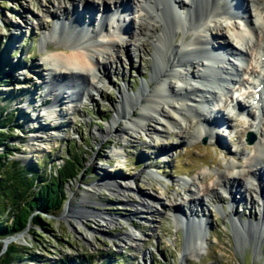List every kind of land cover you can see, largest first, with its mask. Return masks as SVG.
<instances>
[{
	"label": "rangeland",
	"instance_id": "rangeland-1",
	"mask_svg": "<svg viewBox=\"0 0 264 264\" xmlns=\"http://www.w3.org/2000/svg\"><path fill=\"white\" fill-rule=\"evenodd\" d=\"M60 1L70 5V11L62 13L54 8L53 5ZM257 1V6L264 5V0ZM79 3L73 7L70 0H0V115L6 120L13 119L8 127L14 129L9 139L10 158L22 165L40 166L42 171L49 172H55L75 151L83 159L78 167V177L66 184L67 199L62 209L47 216L48 229L36 226L45 231L43 237L38 238L29 224L22 231L24 236L9 244L16 242L23 247L26 251L24 261L28 264H53L63 259L71 264L82 259L85 264H264V235L260 245L252 237V231L242 226L233 230L229 220L232 217L231 204L235 205L238 217L255 221L260 218L264 187L260 188L259 192L263 193L258 198L245 197L246 193L237 187H233V194L218 187L209 197L199 195L201 203H189L185 201V190L177 181L207 171L206 176L196 179L197 186L201 187L202 183L215 181L219 171H228L226 163L229 160L241 163L244 148H247L246 152L251 149L246 141L248 131L241 133L245 124L232 119L223 127L225 131L217 128L214 138L203 135L195 139L188 131L182 137L179 130L163 140L152 138L145 132L132 136L106 133L117 116L121 93L126 89L132 94L140 91L144 77L148 78L152 73L153 59L143 49L152 48L153 34L140 36L136 41L140 50L131 46V53L128 50L121 52L122 60L114 64L106 61L109 79H96L97 90H92L90 96L76 102L77 106L69 104L67 99L64 105L54 107L61 108L58 115L50 117L49 107L54 105V98L46 96L44 91L50 68L44 59L54 51H66V47L77 45L76 39L80 35L76 34L78 31L60 25L55 36H47L54 28L56 15L61 20L70 21L76 15H81L83 20L93 17L95 22L100 17L98 8L85 11L83 2ZM88 3L92 5L91 0ZM99 7L102 9L101 5ZM159 21L156 26L162 27V24L164 28L165 19ZM223 25L227 35L231 36V26L227 22ZM178 35L182 36V33ZM225 115L229 116L227 112ZM124 124L125 121L119 118L114 129L121 130ZM34 133L42 136L38 144L31 140ZM204 138L207 143H203ZM6 150L0 146V153ZM120 155H125L123 165ZM150 171L155 176L148 177ZM106 176L107 179L135 182L130 202L108 189L90 194L93 202L83 201L90 185ZM140 196H156L168 204L178 199L180 204L177 207L187 214L197 207L199 211L193 216L208 219L209 233L203 231L205 239L197 241L194 230L187 225L184 227L186 236L180 218L173 215L179 213L177 210L173 212V207L169 206L160 213L143 211L132 204ZM68 202L71 209L79 213L83 207L90 206L96 212H106L119 220L106 228L101 227L99 218H81L78 224L72 217L77 213L65 210ZM221 205L226 209L223 215L220 214L222 207L218 209L220 213L215 208ZM64 210V216L60 217ZM126 216L131 220L127 221ZM129 232L143 238L128 241L125 235ZM185 236L186 243L195 250L188 248L184 252ZM185 246L187 248L188 244Z\"/></svg>",
	"mask_w": 264,
	"mask_h": 264
},
{
	"label": "bare ground",
	"instance_id": "bare-ground-1",
	"mask_svg": "<svg viewBox=\"0 0 264 264\" xmlns=\"http://www.w3.org/2000/svg\"><path fill=\"white\" fill-rule=\"evenodd\" d=\"M70 1L73 7L83 2L85 11L98 8L102 20L96 25L97 19L96 22L95 19L91 21L92 17L83 20L81 15H76L70 21L61 20L56 15L58 17L54 28L47 36H55L60 25L67 30L74 29L80 35L76 39L79 42L77 45L66 47V51H54L44 59L50 66L44 91L46 96L54 98V105L49 107L50 117L58 115L61 108L57 110L54 107L64 105L67 99L69 104L77 106L76 102L90 96L92 90H97L96 79H109L106 61L114 64L122 60L121 52L128 50L131 53V46L140 50L136 44L140 36L153 34L152 48L143 49L153 59L152 73L150 77H144L140 91L132 94L126 89L121 93L117 116L113 118L106 133L118 132L121 136H132L133 133L145 132L152 138L163 140L179 130L182 137L188 131L195 139L203 135L214 138L219 121L231 123L234 116L245 124L242 134L248 130L253 131L257 137L254 143H249L251 149L248 152L244 148L243 156L240 157L244 162L238 164L235 159L229 160L226 163L228 171L218 170L215 181L202 183L201 187L197 186L196 179L206 176L207 171L193 177H181L177 181L185 190V201L189 203H201L199 195L209 197L218 187L232 194L233 187H237L246 193L245 197H260L263 192L259 190L264 187V88L261 92L263 97L257 103L253 101L256 99L258 83L264 87V5L257 6V0H235L234 4L230 3L232 0H91L92 5L88 3L90 0ZM99 5L106 10L100 9ZM53 6L62 13L70 11V5L67 6L63 1ZM224 17L230 21L228 25L231 26V36L227 35L221 22ZM234 17L238 21L241 17L244 20L239 23L233 21ZM160 19H165L164 28L162 24V27L156 26ZM109 20L111 22L107 23ZM243 21L245 25H241ZM180 31L183 36L178 35ZM244 82L248 84L247 87L242 85ZM237 89L241 97L248 94L249 100L242 101L244 111H248L247 115L238 112L228 102L229 93ZM233 101L236 103V99ZM218 107V112H227L229 115L224 116L225 121H221L219 115L215 114ZM119 118L125 124L121 130H115ZM250 118L252 121H249ZM41 137L39 133H34L31 140L38 144ZM120 156L123 165L125 155ZM147 176L153 177L155 174L150 171ZM133 183V180H112L106 176L100 182L90 185L91 189L86 191L83 201L91 202L93 199L90 194L108 189L112 194H118L130 202ZM177 201L168 204L156 196H140L132 204L151 213H160L169 206L173 207V212H179L173 215L181 218L180 224L185 227L189 225L197 241H203L204 225L207 226L208 221L193 216L199 211L197 207L191 209L190 214L180 212L181 209L177 207L180 203ZM260 206L262 216L256 221L238 217L234 204H231L232 217H228L233 230L239 226L248 228L252 231V237L261 245L264 235V200L260 201ZM74 211L77 214L72 217L78 224L81 218L92 217L99 218L101 227L106 228L119 220L106 212H96L90 206L83 207L80 213L71 209V206L66 210L68 213ZM223 211L225 208L219 213L223 214ZM124 218L131 220L129 216ZM125 237L131 242L143 238H137L130 232ZM186 244L187 249L195 250L191 244Z\"/></svg>",
	"mask_w": 264,
	"mask_h": 264
},
{
	"label": "trees",
	"instance_id": "trees-1",
	"mask_svg": "<svg viewBox=\"0 0 264 264\" xmlns=\"http://www.w3.org/2000/svg\"><path fill=\"white\" fill-rule=\"evenodd\" d=\"M12 121L0 115V146L7 148L0 153V264H28L24 261L26 251L16 242L9 244L3 252L4 239L24 231L29 224L35 229L38 238L43 237L45 231L36 226L48 229L47 216L55 215L62 209L67 199L66 184L78 177V167L83 159L75 151L64 159V164L55 172L42 171L40 166L22 165L12 160L9 139L14 129L8 128ZM36 211L39 212L35 214ZM49 224L52 226L51 220ZM85 263V259H82L77 264ZM53 264L71 262L63 259Z\"/></svg>",
	"mask_w": 264,
	"mask_h": 264
},
{
	"label": "water",
	"instance_id": "water-1",
	"mask_svg": "<svg viewBox=\"0 0 264 264\" xmlns=\"http://www.w3.org/2000/svg\"><path fill=\"white\" fill-rule=\"evenodd\" d=\"M254 139H255V136L252 134V133H250L249 134V141L250 142H253L254 141ZM204 143H206V138L204 139ZM70 206V203L68 202L67 203V206H66V208H65V210H67V208ZM65 210H64V212L62 213V215L60 216V217H63V215L65 214ZM30 226V225H29ZM24 232L22 233V232H20V233H18V234H16V235H13V236H11V237H8V238H5L4 239V249H6L7 247H8V245H9V243L11 242V241H17L18 240V238H20V237H23L24 236ZM186 241H185V243H184V251H186L185 250V248H186ZM187 249V248H186Z\"/></svg>",
	"mask_w": 264,
	"mask_h": 264
}]
</instances>
